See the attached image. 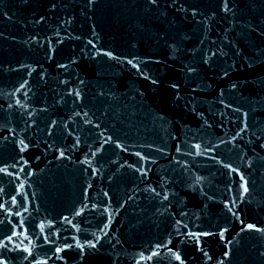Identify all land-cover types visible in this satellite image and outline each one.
I'll return each instance as SVG.
<instances>
[{"label": "water", "instance_id": "obj_1", "mask_svg": "<svg viewBox=\"0 0 264 264\" xmlns=\"http://www.w3.org/2000/svg\"><path fill=\"white\" fill-rule=\"evenodd\" d=\"M0 264H264V0H0Z\"/></svg>", "mask_w": 264, "mask_h": 264}]
</instances>
